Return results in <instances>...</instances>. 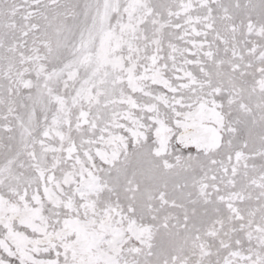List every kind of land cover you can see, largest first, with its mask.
<instances>
[{"label": "snow or ice", "instance_id": "snow-or-ice-1", "mask_svg": "<svg viewBox=\"0 0 264 264\" xmlns=\"http://www.w3.org/2000/svg\"><path fill=\"white\" fill-rule=\"evenodd\" d=\"M0 264H264V0H0Z\"/></svg>", "mask_w": 264, "mask_h": 264}]
</instances>
